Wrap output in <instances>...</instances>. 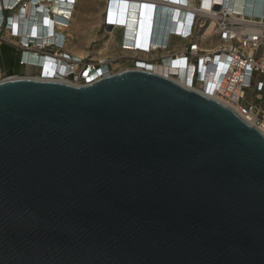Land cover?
Returning a JSON list of instances; mask_svg holds the SVG:
<instances>
[{"label":"water","instance_id":"95a60500","mask_svg":"<svg viewBox=\"0 0 264 264\" xmlns=\"http://www.w3.org/2000/svg\"><path fill=\"white\" fill-rule=\"evenodd\" d=\"M0 264H264V133L154 70L3 78Z\"/></svg>","mask_w":264,"mask_h":264},{"label":"built area","instance_id":"2783aa9c","mask_svg":"<svg viewBox=\"0 0 264 264\" xmlns=\"http://www.w3.org/2000/svg\"><path fill=\"white\" fill-rule=\"evenodd\" d=\"M50 1L0 0V44L8 42L20 51V64L38 66L36 75L27 76L46 77L40 68L47 62L53 68L66 63V74L56 71L51 77L67 76L75 84L110 74L89 77L91 64L108 65L107 60L91 62L65 48L77 0H64L66 5L62 9L55 2L50 5ZM170 1L185 10L181 18L185 27L170 29L163 42L147 40L143 48L139 40L134 45L123 40L121 46L136 53L134 66L129 68L152 70L142 62L146 60L141 57L143 52L150 54L152 62L167 60L171 68L166 75L185 84L179 80L183 73L188 77L186 85L232 107L264 133V5L262 12L254 13L231 9L230 2L222 0ZM42 4L46 5L45 12L52 16L50 31L48 24L42 21ZM18 14L29 21L28 26L17 20ZM113 22L108 9L104 12L103 24L106 27L120 25ZM36 25L38 30L33 32Z\"/></svg>","mask_w":264,"mask_h":264},{"label":"bare ground","instance_id":"6f19581e","mask_svg":"<svg viewBox=\"0 0 264 264\" xmlns=\"http://www.w3.org/2000/svg\"><path fill=\"white\" fill-rule=\"evenodd\" d=\"M222 1L225 3L230 2L231 9L232 8L234 10L246 9L247 11L254 13L262 12V7L264 5V0H222ZM54 2L57 5H59V7L61 6V9L66 5V1L64 0H51L49 4L52 5ZM170 2L172 1L169 0V2H166L165 0H132V1L106 0V3L104 5V12H106L107 7H110L109 13L112 16V21L120 24V25L110 26L109 27L110 32L112 33L113 29L115 28L120 29L121 44L123 40H125L126 43L130 45H134V43L139 40L141 41L139 45L142 46V48L146 47L147 40L149 41L153 40L155 42L158 41L163 42L166 38L167 32L170 29L183 30V28L185 27V24L183 25V23H181V18L183 17L182 11L185 12V10L178 8L181 6H178L177 3L173 4V2L172 3ZM207 2H210V0ZM204 3L206 4V2ZM45 4H42L43 7H41L44 10L42 12V21L48 24V31H50L52 24L51 21L52 16H49V14L45 12L46 10ZM182 6L185 9V5ZM16 17L18 21L19 20L22 21L23 26L29 25V21L23 17L21 18L19 14ZM34 27H36V29H33L35 31L33 30L32 31L36 32L38 30L37 25ZM209 30L210 28H208L205 33H208ZM66 50L71 51L73 54H75L80 58H84L85 56H87V51L78 42H75L72 45H68L66 47ZM141 57H143L142 59H146L145 61L142 62L144 63V65H147L148 68H151L152 70L163 74L169 73L171 66L167 64L168 63L167 60L164 63H156L154 61L152 62V60H149V58H151L150 54L144 52ZM102 59L103 57L100 58V60ZM40 70L43 72L46 78H57V77H51L55 75L56 71L62 74H66V72L68 71L66 63H62L57 68H53L49 62L46 63V66L43 69L40 68ZM112 72L113 71L109 68L108 65H105L104 63H100L99 65L91 64L88 74L89 77L96 78L99 75L112 73ZM180 76L181 78L179 80H182L183 82H185V84H187L186 81L188 77L184 76L183 73H181ZM3 78L4 77H1V69H0V80ZM58 79L71 82L70 77L67 76H59Z\"/></svg>","mask_w":264,"mask_h":264},{"label":"rangeland","instance_id":"374dc122","mask_svg":"<svg viewBox=\"0 0 264 264\" xmlns=\"http://www.w3.org/2000/svg\"><path fill=\"white\" fill-rule=\"evenodd\" d=\"M105 3L106 0L76 1L72 24L68 32L69 39L67 41V46L78 42L87 51V56H85L86 60L100 62V58L103 57V59L107 60L106 64H108L112 71L132 67L134 66L133 59L135 58L136 53L124 49L121 46V30L115 28L111 33L110 28L103 24L102 17H104ZM37 73L38 66L35 64H28L20 67V71H16L10 75L17 74L27 76L36 75ZM5 76H9V74L2 72L1 77L5 78Z\"/></svg>","mask_w":264,"mask_h":264},{"label":"trees","instance_id":"16d2710c","mask_svg":"<svg viewBox=\"0 0 264 264\" xmlns=\"http://www.w3.org/2000/svg\"><path fill=\"white\" fill-rule=\"evenodd\" d=\"M19 60L20 51L12 44L8 42H2L0 44V67L2 72L10 75L16 71H20L22 64H20Z\"/></svg>","mask_w":264,"mask_h":264},{"label":"crops","instance_id":"0c3cea01","mask_svg":"<svg viewBox=\"0 0 264 264\" xmlns=\"http://www.w3.org/2000/svg\"><path fill=\"white\" fill-rule=\"evenodd\" d=\"M108 3H110V2H108ZM108 9H109V11H110V7H107V10H108ZM107 10H106V12H107ZM106 12H105V13H106ZM109 14H110V13H109ZM110 18L112 19V16H111V15H110ZM71 24H72V22H71ZM108 28H109V27H108ZM68 32H69V30H68ZM0 65H1V64H0ZM22 66H23V65H22ZM22 66H21V67H22Z\"/></svg>","mask_w":264,"mask_h":264}]
</instances>
